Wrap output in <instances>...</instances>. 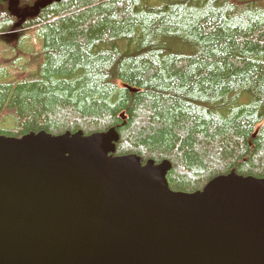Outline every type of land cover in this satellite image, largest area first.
Masks as SVG:
<instances>
[{
  "label": "trees",
  "instance_id": "1",
  "mask_svg": "<svg viewBox=\"0 0 264 264\" xmlns=\"http://www.w3.org/2000/svg\"><path fill=\"white\" fill-rule=\"evenodd\" d=\"M41 1L0 0V34L35 39L0 60V137L114 130L173 192L264 179V0Z\"/></svg>",
  "mask_w": 264,
  "mask_h": 264
},
{
  "label": "water",
  "instance_id": "2",
  "mask_svg": "<svg viewBox=\"0 0 264 264\" xmlns=\"http://www.w3.org/2000/svg\"><path fill=\"white\" fill-rule=\"evenodd\" d=\"M118 139L0 137V264H264V179L173 192L168 161L114 157Z\"/></svg>",
  "mask_w": 264,
  "mask_h": 264
},
{
  "label": "rangeland",
  "instance_id": "3",
  "mask_svg": "<svg viewBox=\"0 0 264 264\" xmlns=\"http://www.w3.org/2000/svg\"><path fill=\"white\" fill-rule=\"evenodd\" d=\"M19 34V32H10L8 34H3L0 36V60L1 61H11L13 60L20 52V48L24 51H29L31 49V43H34L35 39L32 38L30 34ZM18 64L25 62L26 58L20 57L18 58ZM0 61V62H1ZM2 63V62H1ZM5 71L0 73V79L5 75ZM13 75V71H11ZM10 78V77H9Z\"/></svg>",
  "mask_w": 264,
  "mask_h": 264
},
{
  "label": "bare ground",
  "instance_id": "4",
  "mask_svg": "<svg viewBox=\"0 0 264 264\" xmlns=\"http://www.w3.org/2000/svg\"><path fill=\"white\" fill-rule=\"evenodd\" d=\"M13 32H18V31H13Z\"/></svg>",
  "mask_w": 264,
  "mask_h": 264
}]
</instances>
